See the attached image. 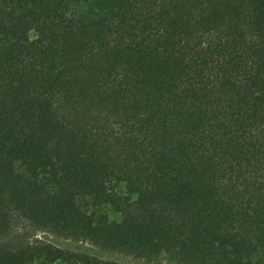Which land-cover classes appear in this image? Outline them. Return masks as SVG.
Segmentation results:
<instances>
[{
	"label": "trees",
	"instance_id": "1",
	"mask_svg": "<svg viewBox=\"0 0 264 264\" xmlns=\"http://www.w3.org/2000/svg\"><path fill=\"white\" fill-rule=\"evenodd\" d=\"M142 260L264 264V0H0V264Z\"/></svg>",
	"mask_w": 264,
	"mask_h": 264
},
{
	"label": "rangeland",
	"instance_id": "2",
	"mask_svg": "<svg viewBox=\"0 0 264 264\" xmlns=\"http://www.w3.org/2000/svg\"><path fill=\"white\" fill-rule=\"evenodd\" d=\"M111 213H113V212H111ZM113 216H115V215H113ZM25 227L29 228L27 225ZM23 231H24V229H23ZM28 231L30 233H32L31 234L32 239H43L45 241H51L54 243H56L58 241L54 237V235H52L48 232L34 231V229H30V228L28 229ZM60 241L62 242L61 244L65 247H71V248H75V249L84 248L85 250H87L88 252H90L92 254H96V255L102 254L100 249L98 247H96L95 245L91 244L90 242H74V241H64V240H60ZM111 256L113 258L117 259L118 261H121V262H127L130 260V258H127V257L123 256L122 254H118V253H111ZM136 262H138L139 264H173V263H170L166 260H163V261L158 260V261H152V262L142 260V261H136ZM56 264H60V263L57 262Z\"/></svg>",
	"mask_w": 264,
	"mask_h": 264
}]
</instances>
